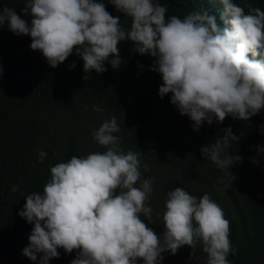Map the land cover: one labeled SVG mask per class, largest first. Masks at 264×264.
Listing matches in <instances>:
<instances>
[{"label":"clouds","instance_id":"obj_1","mask_svg":"<svg viewBox=\"0 0 264 264\" xmlns=\"http://www.w3.org/2000/svg\"><path fill=\"white\" fill-rule=\"evenodd\" d=\"M116 11L131 19L130 30L121 17L111 15L102 0H27L21 9L3 7L0 25L17 36H29L30 48L39 51L52 68L74 52L83 60V72H105V62L119 69L118 45L131 41L136 53L154 58L151 71L162 77L158 95L171 94L170 103L188 116L198 131L207 123L222 124L227 117L249 121L264 110V11L244 8L234 0H219L223 26L206 11L172 15L158 0H108ZM111 57V59H110ZM75 63L70 65V69ZM143 68V65H140ZM264 133V124L259 126ZM120 127L115 116L93 130L103 152L72 156L50 168L42 192L26 196L18 215L33 225L22 254L39 264L59 258L58 249L77 252L71 264H160L162 253L199 244L207 264H229L234 253L230 224L222 208L205 193L200 197L184 188L167 192L162 235L151 224L152 208L146 202L153 179H142L140 153L120 147ZM232 129L202 146L204 159L223 170L218 181L224 190L236 180L229 168L242 162L226 154L237 140ZM258 151L264 154V146ZM47 153L39 151L43 162ZM252 162L258 164L255 158ZM145 169L147 166H144ZM139 185V186H137ZM13 186L11 191H17ZM146 219H142L141 216ZM145 220L148 223H145ZM194 252L190 254L192 258Z\"/></svg>","mask_w":264,"mask_h":264},{"label":"trees","instance_id":"obj_2","mask_svg":"<svg viewBox=\"0 0 264 264\" xmlns=\"http://www.w3.org/2000/svg\"><path fill=\"white\" fill-rule=\"evenodd\" d=\"M102 2L111 15L121 17L123 29L130 30L131 19L117 12L108 0ZM158 2L168 8L166 20L172 15L182 19L206 11L223 26L219 0ZM234 2L245 14L250 8L264 11V0ZM26 3L0 0V11L5 6L14 8L30 23L31 17L21 11ZM30 43L29 36L15 35L7 23L0 25V264H39V256L32 261L22 254L33 228L18 215L26 196L42 192L56 163L74 155L103 152L105 148L94 142L92 132L113 116L120 127L114 135L120 138L121 149L140 153L142 179L154 178L146 204L152 208L148 226L157 235L164 231L162 215L170 189L181 187L197 197L207 193L230 224L229 239L235 252L229 253V264H264V154L258 151L264 146L259 128L264 124V110L249 121L227 117L222 124L214 120L195 131L189 117L170 103L171 94L160 98L162 77L149 70L154 58L136 53L131 41L118 45L119 69L105 62L107 70L100 74L84 73L83 60L75 52L52 68L41 52L31 50ZM73 63L75 67L70 69ZM229 127L238 138L226 154L238 155L242 162L229 168L236 180L224 190L218 183L226 179L224 171L204 159L200 149L223 137ZM40 150L47 153L43 162L38 159ZM14 185L17 191H11ZM58 252L59 258L48 264H71L77 255L75 250L66 253L60 248ZM162 256L160 264H207V254L199 244L195 249L185 245L175 255L164 252Z\"/></svg>","mask_w":264,"mask_h":264}]
</instances>
